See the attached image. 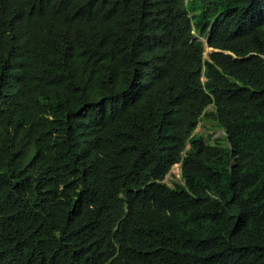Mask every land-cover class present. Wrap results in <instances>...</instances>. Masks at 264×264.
Masks as SVG:
<instances>
[{
    "label": "trees",
    "instance_id": "trees-1",
    "mask_svg": "<svg viewBox=\"0 0 264 264\" xmlns=\"http://www.w3.org/2000/svg\"><path fill=\"white\" fill-rule=\"evenodd\" d=\"M0 264H264V0H0Z\"/></svg>",
    "mask_w": 264,
    "mask_h": 264
},
{
    "label": "rangeland",
    "instance_id": "rangeland-1",
    "mask_svg": "<svg viewBox=\"0 0 264 264\" xmlns=\"http://www.w3.org/2000/svg\"><path fill=\"white\" fill-rule=\"evenodd\" d=\"M209 52L208 49L205 50V56L206 54ZM208 111H210V108L208 109ZM212 122H204L201 121L198 126L196 127L194 133L197 135H201L204 139V141H209L211 143H214L215 140H220L221 144L224 145V134L221 130H217L216 128H214ZM211 137V138H209ZM180 169H179V165H175L170 172L168 173V175L165 177L164 183H166L169 186H172V183L174 182H179L180 181Z\"/></svg>",
    "mask_w": 264,
    "mask_h": 264
},
{
    "label": "clouds",
    "instance_id": "clouds-1",
    "mask_svg": "<svg viewBox=\"0 0 264 264\" xmlns=\"http://www.w3.org/2000/svg\"><path fill=\"white\" fill-rule=\"evenodd\" d=\"M176 165H177V164H176ZM178 165H179V169H180V164H178ZM174 166H175V165H174ZM174 166H173V167H174ZM180 174H181V173H180Z\"/></svg>",
    "mask_w": 264,
    "mask_h": 264
}]
</instances>
